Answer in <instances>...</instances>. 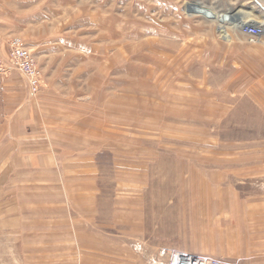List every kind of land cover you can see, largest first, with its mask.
Returning <instances> with one entry per match:
<instances>
[{
  "label": "rangeland",
  "instance_id": "1",
  "mask_svg": "<svg viewBox=\"0 0 264 264\" xmlns=\"http://www.w3.org/2000/svg\"><path fill=\"white\" fill-rule=\"evenodd\" d=\"M227 1L0 0V57L19 36L47 65L57 142L93 153L97 204L123 188V235L132 231L140 264H167L160 247L184 249L200 228L215 247V214L232 190L264 197V36L239 27L264 16L241 9L246 22L234 24L208 9L231 13Z\"/></svg>",
  "mask_w": 264,
  "mask_h": 264
},
{
  "label": "crops",
  "instance_id": "2",
  "mask_svg": "<svg viewBox=\"0 0 264 264\" xmlns=\"http://www.w3.org/2000/svg\"><path fill=\"white\" fill-rule=\"evenodd\" d=\"M246 1L242 8H236L240 0L227 1L231 13L222 6L215 7L221 12L208 9L226 22L227 14L246 21L241 9H259L264 16V0ZM41 69L48 72L47 65ZM16 72L0 89V264H140L143 255L128 241L132 231L125 228L123 235V188L114 189L112 202L97 204L93 153L81 166L87 157L77 144L57 142L63 121L55 78L48 75L47 86L31 94ZM232 193L231 204L215 214L216 246L202 242L200 228L195 241L185 235L182 248L237 264H264V197Z\"/></svg>",
  "mask_w": 264,
  "mask_h": 264
},
{
  "label": "built area",
  "instance_id": "3",
  "mask_svg": "<svg viewBox=\"0 0 264 264\" xmlns=\"http://www.w3.org/2000/svg\"><path fill=\"white\" fill-rule=\"evenodd\" d=\"M239 27L251 41L264 36V22L243 23ZM13 70L23 75L31 94L38 93L45 86L44 75L34 52L19 36L10 37L8 55L0 57V73L6 75ZM158 255L165 257L167 264H237L232 259L167 246L160 247Z\"/></svg>",
  "mask_w": 264,
  "mask_h": 264
},
{
  "label": "bare ground",
  "instance_id": "4",
  "mask_svg": "<svg viewBox=\"0 0 264 264\" xmlns=\"http://www.w3.org/2000/svg\"><path fill=\"white\" fill-rule=\"evenodd\" d=\"M192 5H190V7H191ZM192 8V10H194V11H200V12H203V13H205V14H207V15H210V16H214V15H212L210 12H208L207 11V9L206 8H200L199 6H197V5H194V6H192L191 7ZM224 15V14H223ZM224 19H226V20H228V21H230V22H232V21H234L233 23L234 24H238V23H240V22H246V21H244V20H242L241 18L239 19V18H233V15H230V14H227V15H225V18ZM264 20V19H263ZM220 34L221 35H223L224 34V31L220 28Z\"/></svg>",
  "mask_w": 264,
  "mask_h": 264
}]
</instances>
